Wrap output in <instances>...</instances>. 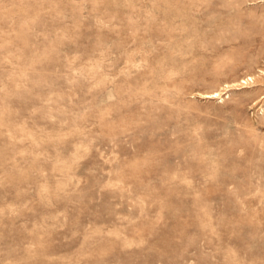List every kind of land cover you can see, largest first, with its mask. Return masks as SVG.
<instances>
[{"label":"rangeland","instance_id":"obj_1","mask_svg":"<svg viewBox=\"0 0 264 264\" xmlns=\"http://www.w3.org/2000/svg\"><path fill=\"white\" fill-rule=\"evenodd\" d=\"M0 264H264V0H0Z\"/></svg>","mask_w":264,"mask_h":264},{"label":"bare ground","instance_id":"obj_2","mask_svg":"<svg viewBox=\"0 0 264 264\" xmlns=\"http://www.w3.org/2000/svg\"><path fill=\"white\" fill-rule=\"evenodd\" d=\"M244 83H247V82H244Z\"/></svg>","mask_w":264,"mask_h":264}]
</instances>
